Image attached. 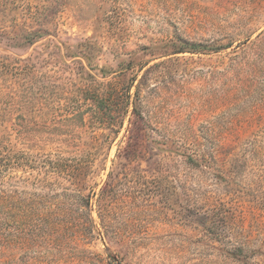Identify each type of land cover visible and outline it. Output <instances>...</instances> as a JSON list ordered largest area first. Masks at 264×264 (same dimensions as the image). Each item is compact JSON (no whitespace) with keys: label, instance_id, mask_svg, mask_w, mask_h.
Returning <instances> with one entry per match:
<instances>
[{"label":"rangeland","instance_id":"rangeland-1","mask_svg":"<svg viewBox=\"0 0 264 264\" xmlns=\"http://www.w3.org/2000/svg\"><path fill=\"white\" fill-rule=\"evenodd\" d=\"M0 264H264V0H0Z\"/></svg>","mask_w":264,"mask_h":264},{"label":"trees","instance_id":"trees-1","mask_svg":"<svg viewBox=\"0 0 264 264\" xmlns=\"http://www.w3.org/2000/svg\"><path fill=\"white\" fill-rule=\"evenodd\" d=\"M141 118H142V117H140V116H139V118H137V119L139 120V122L142 121ZM138 120H137V123H136V124H138Z\"/></svg>","mask_w":264,"mask_h":264}]
</instances>
